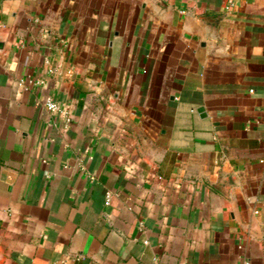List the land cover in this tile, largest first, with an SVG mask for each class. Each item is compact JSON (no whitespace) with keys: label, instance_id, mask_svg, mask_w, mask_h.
<instances>
[{"label":"crops","instance_id":"crops-1","mask_svg":"<svg viewBox=\"0 0 264 264\" xmlns=\"http://www.w3.org/2000/svg\"><path fill=\"white\" fill-rule=\"evenodd\" d=\"M0 264H264V0H0Z\"/></svg>","mask_w":264,"mask_h":264},{"label":"built area","instance_id":"built-area-1","mask_svg":"<svg viewBox=\"0 0 264 264\" xmlns=\"http://www.w3.org/2000/svg\"><path fill=\"white\" fill-rule=\"evenodd\" d=\"M46 107L50 112H62L67 113V108L64 106V104L60 103L59 101L48 98L46 101ZM112 198V193L107 192L106 193V204H109ZM147 243V242H146Z\"/></svg>","mask_w":264,"mask_h":264},{"label":"water","instance_id":"water-1","mask_svg":"<svg viewBox=\"0 0 264 264\" xmlns=\"http://www.w3.org/2000/svg\"><path fill=\"white\" fill-rule=\"evenodd\" d=\"M203 110H204V108H202V107L199 109V111H203Z\"/></svg>","mask_w":264,"mask_h":264}]
</instances>
